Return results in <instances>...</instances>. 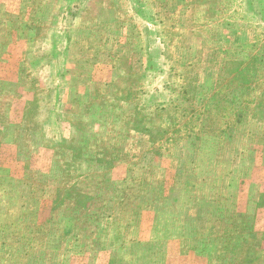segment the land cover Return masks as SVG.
Masks as SVG:
<instances>
[{"label":"rangeland","instance_id":"obj_1","mask_svg":"<svg viewBox=\"0 0 264 264\" xmlns=\"http://www.w3.org/2000/svg\"><path fill=\"white\" fill-rule=\"evenodd\" d=\"M185 253L264 264V0H0V264Z\"/></svg>","mask_w":264,"mask_h":264},{"label":"crops","instance_id":"obj_2","mask_svg":"<svg viewBox=\"0 0 264 264\" xmlns=\"http://www.w3.org/2000/svg\"><path fill=\"white\" fill-rule=\"evenodd\" d=\"M170 255H168L169 257ZM167 257V258H168ZM178 257V259H176V261L172 262V264H189L191 261L196 260L197 258V254L194 255V253H185L184 255H174V259ZM166 264H170L169 262L166 261Z\"/></svg>","mask_w":264,"mask_h":264},{"label":"trees","instance_id":"obj_3","mask_svg":"<svg viewBox=\"0 0 264 264\" xmlns=\"http://www.w3.org/2000/svg\"><path fill=\"white\" fill-rule=\"evenodd\" d=\"M78 157L80 158V155Z\"/></svg>","mask_w":264,"mask_h":264}]
</instances>
